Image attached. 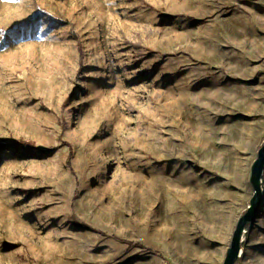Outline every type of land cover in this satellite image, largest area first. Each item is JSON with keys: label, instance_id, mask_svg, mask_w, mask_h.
Here are the masks:
<instances>
[{"label": "rangeland", "instance_id": "374dc122", "mask_svg": "<svg viewBox=\"0 0 264 264\" xmlns=\"http://www.w3.org/2000/svg\"><path fill=\"white\" fill-rule=\"evenodd\" d=\"M263 145L264 0H0V264H223Z\"/></svg>", "mask_w": 264, "mask_h": 264}, {"label": "water", "instance_id": "95a60500", "mask_svg": "<svg viewBox=\"0 0 264 264\" xmlns=\"http://www.w3.org/2000/svg\"><path fill=\"white\" fill-rule=\"evenodd\" d=\"M264 176V145L258 153V158L252 166L250 183L253 189V197L249 203L247 212L239 219L233 233L231 245L227 251L223 264H235L242 256V245L245 239L247 228L255 222L261 211L264 196L263 190Z\"/></svg>", "mask_w": 264, "mask_h": 264}, {"label": "trees", "instance_id": "16d2710c", "mask_svg": "<svg viewBox=\"0 0 264 264\" xmlns=\"http://www.w3.org/2000/svg\"><path fill=\"white\" fill-rule=\"evenodd\" d=\"M23 143H20V146L21 148H31V149H34V144L33 143H30V142H26V141H21Z\"/></svg>", "mask_w": 264, "mask_h": 264}, {"label": "bare ground", "instance_id": "6f19581e", "mask_svg": "<svg viewBox=\"0 0 264 264\" xmlns=\"http://www.w3.org/2000/svg\"><path fill=\"white\" fill-rule=\"evenodd\" d=\"M245 240V239H244Z\"/></svg>", "mask_w": 264, "mask_h": 264}]
</instances>
